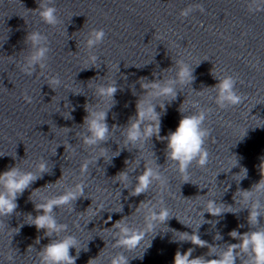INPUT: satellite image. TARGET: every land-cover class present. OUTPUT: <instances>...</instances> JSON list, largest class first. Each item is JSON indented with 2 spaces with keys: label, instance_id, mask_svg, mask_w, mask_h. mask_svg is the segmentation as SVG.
Segmentation results:
<instances>
[{
  "label": "clouds",
  "instance_id": "1",
  "mask_svg": "<svg viewBox=\"0 0 264 264\" xmlns=\"http://www.w3.org/2000/svg\"><path fill=\"white\" fill-rule=\"evenodd\" d=\"M262 4H264V0H252V3L248 4V11H262L264 10ZM195 7L199 8L201 12L203 11L200 5ZM57 11V8L52 4V0H40L36 9L41 21L52 27L60 23ZM192 11V7L184 8L181 10L180 16L186 18ZM105 35L103 29H92L88 33L85 46L90 53L94 47L103 42ZM26 40L29 52L24 58L20 71L27 76H32L37 69L44 73L47 68L48 53L50 52L47 37L39 31H32L27 35ZM89 59L94 64L98 57L94 54H89ZM194 79L193 69L183 60L176 62L174 78L164 79L162 77V79L148 81L145 77H141V81H144L140 83L144 98L138 100L136 115L129 119L123 132L126 145L142 146L154 136L159 140L166 141V159L175 165V170L184 177V182H189L188 170L193 163L201 169L205 168L209 163V152L205 144L211 136V129L205 127L204 124L210 111L208 109H199L194 114L185 115L181 107V119L175 131H170L166 136L162 137L160 135V112L156 109L159 108L161 111H165V103L163 100L158 104L153 103V101L169 97L171 98L170 100H174L177 96L176 85H187L192 83ZM216 79L218 83L213 86L216 90L214 103L218 108L225 109L243 103L245 97L238 94L235 90L236 78L231 75H224L223 77H216ZM48 82L53 90H55V86L61 84L58 76L49 78ZM117 91L118 88L114 81L100 84L96 87L95 93L99 100H110L107 110H96L95 108L90 110L89 105H85V111L87 112L83 121L85 131L80 134V142L86 149L96 148L108 141L110 128L106 121L108 110L115 103L114 97ZM23 98L28 103L32 102V98L27 94H24ZM193 107H198V105L194 104ZM214 142L215 140L213 139ZM105 152L106 149H100L101 154L99 157L84 159L81 162L79 167L81 177L88 173L89 166L93 160L97 161L100 157H104ZM115 155H119V153L117 152ZM125 164H128L127 160ZM36 167L40 173L47 171V164L43 160ZM258 168L261 177L259 181L248 190H237L240 202L245 205L250 204V207L245 208L248 210L247 223L250 230L243 234L237 230L231 231L229 236L239 242L228 244L219 253L216 252L215 245H209L207 241L200 238L198 233H182L181 240H187L197 247L208 248L209 253L206 256H215L216 258L208 259L206 256L192 258L194 249L188 248L183 253L179 250L176 251L173 264H237V260L240 261V264H264V226L260 224L261 218L264 217V211H262L259 199V196L264 194V158H262ZM241 171L244 174L243 177L247 176L246 168L241 169ZM37 178L33 172L22 171L15 166L0 173V218L9 217L15 213L18 207L16 202L18 196L22 195ZM115 179L119 184L124 183L127 187V172H119ZM135 179V186L131 191L133 196L147 193L154 184H159L161 189L165 185V180L159 171V167L156 166L154 168L150 166L149 162L144 163V170ZM85 187L86 185L81 180V182L75 183L72 187L66 188L59 195L46 197L43 202L36 205L38 214L34 217L29 215L30 223L35 226L37 231L43 230L44 235L50 238V242L38 251V264H76V259L79 255L77 239L73 235H65L63 238H59V234L67 230V225L58 223L53 213L54 209L68 206L78 197L83 196ZM254 197L256 198L253 199ZM158 203L162 205L163 200L161 199ZM221 205L216 200L209 199L204 206L206 211L204 210L200 214L203 216L206 212L213 217L220 216L224 213L223 209L226 207ZM102 209L103 205H99L98 210ZM141 209L146 210L142 228H133L124 219L117 220L112 224L111 228L116 230L113 248H121L126 251L135 250L145 235L154 230L157 223L164 224L170 218L169 210L166 207L161 206L157 209L155 204L146 200L141 201L137 211L139 212ZM120 210L122 211V206ZM110 221L111 216L104 223L108 224ZM239 227H243V225H239ZM0 228H3L2 220H0ZM18 232L19 228H16L14 233ZM54 234L57 239H51ZM221 238L219 233H217L215 239ZM37 243H39V238H37ZM148 247H150V244ZM73 248L77 250L76 256L70 254V250ZM137 258H142V256ZM97 259H90L88 264H96ZM7 260L11 264L14 257L9 254ZM109 264H129V259L122 252H118L110 259Z\"/></svg>",
  "mask_w": 264,
  "mask_h": 264
}]
</instances>
